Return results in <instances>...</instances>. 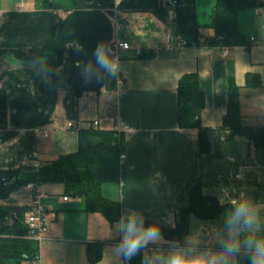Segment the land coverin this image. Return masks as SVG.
Segmentation results:
<instances>
[{
    "label": "crops",
    "instance_id": "0c3cea01",
    "mask_svg": "<svg viewBox=\"0 0 264 264\" xmlns=\"http://www.w3.org/2000/svg\"><path fill=\"white\" fill-rule=\"evenodd\" d=\"M215 1L197 0L203 26ZM259 1L241 15L246 42L230 45L231 54L224 55L225 45H183L175 25L151 11L80 2L40 8L36 0H0V171L73 152L79 130L90 127L120 132L125 153L120 179L101 187L106 198L120 202L123 219L111 222L100 211L84 210L83 199L68 196L63 183H41L47 229L39 239V257L22 264H131L121 247L129 217L175 227L198 181L206 194L229 206L211 220L192 215L181 242L160 233L142 245L143 264H163L174 248L224 253L236 238L230 229L239 230L240 251L224 253L227 264H239L251 254L244 245L246 231L228 225L226 217L234 200L250 199L261 218L256 238H264V147L259 139L264 127V0ZM202 32L210 36L214 30L203 27ZM123 41L131 48L115 53L114 43ZM101 47L110 61L118 62L116 88L107 86L111 73L97 62ZM193 72L205 92L200 119L211 140L210 151L202 154L199 130L181 128L178 121L179 80ZM248 73L257 74L262 85L246 86ZM230 77L240 87L242 134L221 127ZM34 197L35 189L27 184L2 203L30 207ZM99 242L102 256L91 263L88 245Z\"/></svg>",
    "mask_w": 264,
    "mask_h": 264
},
{
    "label": "trees",
    "instance_id": "16d2710c",
    "mask_svg": "<svg viewBox=\"0 0 264 264\" xmlns=\"http://www.w3.org/2000/svg\"><path fill=\"white\" fill-rule=\"evenodd\" d=\"M86 2L87 7L117 8L121 11H151L164 21L172 22L180 34L185 46H217L236 45L246 42V33L240 25L241 15L260 5L259 0H216L212 8L209 22L203 26L198 20L197 0H184L180 7L166 5V0H121L116 5L115 0H71V4ZM40 8L57 7L59 0H36ZM173 10V15L170 11ZM208 27L214 30L206 36L202 29ZM143 53V52H142ZM142 53H140L142 55ZM153 52L148 54L152 55ZM262 85L260 77L248 73L246 86ZM107 86L116 88L117 81L112 74L108 76ZM227 112L223 117L222 128L232 131V134H242L245 126L242 123L240 107V87L233 77L228 83ZM206 96L200 85L196 72L184 74L178 84V121L181 128H197L199 130L200 153L209 152L211 140L207 127L201 123V114L205 107ZM260 145L264 147V127L260 130ZM124 144L120 132L94 127L79 130L78 148L70 153L60 155L52 161L37 166H22L11 170L0 171V264H22L25 260H35L39 257V240L29 235V227L25 214L30 207L3 204L12 192L30 182L54 183L65 185L68 196L81 197L84 210L100 211L111 222L123 219L121 204L106 198L102 184L106 181H117L121 174V153ZM228 204L210 194H206L201 183H194L190 189L188 204L179 213L175 227H166L153 220H137V224L148 227L156 223L160 233L167 239L181 242L189 233L190 219L196 215L201 219L211 220L219 217ZM103 252L102 243H90L88 256L91 263L97 262ZM125 259L126 250L123 252ZM251 254L241 259L239 264H250ZM131 264H143V246L134 253Z\"/></svg>",
    "mask_w": 264,
    "mask_h": 264
},
{
    "label": "clouds",
    "instance_id": "9594fccd",
    "mask_svg": "<svg viewBox=\"0 0 264 264\" xmlns=\"http://www.w3.org/2000/svg\"><path fill=\"white\" fill-rule=\"evenodd\" d=\"M97 62L108 69L115 75L117 71V61L109 60L105 54L103 47L97 49ZM228 225H239L247 235L244 238V245L247 251L251 253L250 264H264V238L257 239L256 233L261 230V218L259 210L252 201L246 197H242L233 201V209L226 217ZM235 232L236 238L225 245L224 253L227 256H233L240 251L239 247V230L230 229V233ZM160 237V227L153 223L148 227L143 224H137L135 215L129 217L125 235L123 237L122 249L126 250L127 259H131L132 255L138 252L142 245H147ZM224 253L197 252L195 250L174 248L166 258L163 264H227V256Z\"/></svg>",
    "mask_w": 264,
    "mask_h": 264
},
{
    "label": "built area",
    "instance_id": "2783aa9c",
    "mask_svg": "<svg viewBox=\"0 0 264 264\" xmlns=\"http://www.w3.org/2000/svg\"><path fill=\"white\" fill-rule=\"evenodd\" d=\"M121 0H115L116 5H118ZM251 41H256L255 37H251ZM182 44L185 45L182 41ZM114 51L118 53L120 49H130L131 44L129 42H115L114 43ZM141 51L138 50L137 53ZM223 54L229 55L231 54V47L230 45H225L223 47ZM95 125H98V121L94 122ZM125 157V153H121L120 158L123 159ZM33 189H35V197L30 209L27 210L25 214L26 222L29 227V235L37 240L41 238L42 233L47 229V219H46V208L41 203V193L39 191V183L37 182H30L28 184ZM68 197H65L67 199Z\"/></svg>",
    "mask_w": 264,
    "mask_h": 264
},
{
    "label": "water",
    "instance_id": "95a60500",
    "mask_svg": "<svg viewBox=\"0 0 264 264\" xmlns=\"http://www.w3.org/2000/svg\"><path fill=\"white\" fill-rule=\"evenodd\" d=\"M184 4V0H167L166 5L173 6V7H180ZM174 18V14H173Z\"/></svg>",
    "mask_w": 264,
    "mask_h": 264
},
{
    "label": "rangeland",
    "instance_id": "374dc122",
    "mask_svg": "<svg viewBox=\"0 0 264 264\" xmlns=\"http://www.w3.org/2000/svg\"><path fill=\"white\" fill-rule=\"evenodd\" d=\"M59 3L61 5L71 4V0H59ZM80 3L85 4L86 2H80Z\"/></svg>",
    "mask_w": 264,
    "mask_h": 264
}]
</instances>
